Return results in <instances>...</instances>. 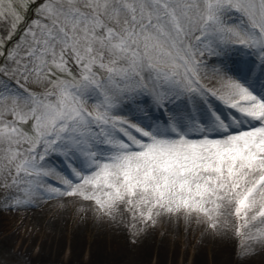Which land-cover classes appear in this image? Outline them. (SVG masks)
Listing matches in <instances>:
<instances>
[{
  "label": "snow or ice",
  "instance_id": "obj_1",
  "mask_svg": "<svg viewBox=\"0 0 264 264\" xmlns=\"http://www.w3.org/2000/svg\"><path fill=\"white\" fill-rule=\"evenodd\" d=\"M0 23V207L231 217L264 247V0H0Z\"/></svg>",
  "mask_w": 264,
  "mask_h": 264
},
{
  "label": "rangeland",
  "instance_id": "obj_2",
  "mask_svg": "<svg viewBox=\"0 0 264 264\" xmlns=\"http://www.w3.org/2000/svg\"><path fill=\"white\" fill-rule=\"evenodd\" d=\"M32 16L29 10L21 30ZM5 28L0 23V33ZM4 195L0 192V201ZM229 218L226 228L213 231L195 218L176 215L144 223L123 207L113 217L101 216L93 202L79 198H45L35 207L19 209L0 207V264H247L263 247L254 245V253L243 256L247 242L235 234ZM222 234L235 241L234 247L231 244L216 259L211 241L200 239ZM112 236L119 240L110 243Z\"/></svg>",
  "mask_w": 264,
  "mask_h": 264
},
{
  "label": "bare ground",
  "instance_id": "obj_3",
  "mask_svg": "<svg viewBox=\"0 0 264 264\" xmlns=\"http://www.w3.org/2000/svg\"><path fill=\"white\" fill-rule=\"evenodd\" d=\"M231 63V62H229ZM65 212V211H64ZM61 215H60V218L62 217L63 215V210L61 211ZM86 215V213H85ZM94 217V216H93ZM59 218V219H60ZM58 219V221H59ZM228 221H230V218L228 217L227 218ZM174 223V221L170 222V225L172 226ZM58 230V228L53 225L52 226V231L56 232ZM113 237V236H112ZM110 237V243H113L115 242L116 240H119V237L118 236H115V237ZM150 238V237H149ZM201 243L203 242H210L211 241V244H212V250H213V255L215 256V258H219L221 254H224L231 246L232 244V247H234V242L232 243V239L231 238H227L226 235L222 234V235H217L216 237L215 236H207V235H204L201 239ZM247 264H264V247L263 249L257 254V256H252Z\"/></svg>",
  "mask_w": 264,
  "mask_h": 264
}]
</instances>
